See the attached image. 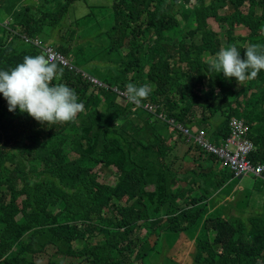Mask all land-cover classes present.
<instances>
[{"label": "trees", "instance_id": "16d2710c", "mask_svg": "<svg viewBox=\"0 0 264 264\" xmlns=\"http://www.w3.org/2000/svg\"><path fill=\"white\" fill-rule=\"evenodd\" d=\"M80 1L0 0L11 20L10 28L0 22V70L38 55L33 41L41 39L73 64H57L62 75L53 83L84 104L74 121L48 125L9 111L0 93V264H145L165 234L182 233L189 242L164 239L167 262L157 264H264V201L251 207L252 187L226 208L220 191L237 179L229 169L201 170L204 152L183 130L198 127L219 142L230 118H243L255 147L249 158L264 165V70L242 85L207 72L206 63L218 47L234 45L244 58L249 44L264 45V0H107L84 13ZM100 9L105 46L84 48L77 30ZM142 34L154 42L147 47ZM84 74L122 90L148 84L144 102L159 104L173 125L126 100L101 109L102 92ZM181 145V158L199 171L183 170ZM211 204L219 207L207 216Z\"/></svg>", "mask_w": 264, "mask_h": 264}, {"label": "clouds", "instance_id": "9594fccd", "mask_svg": "<svg viewBox=\"0 0 264 264\" xmlns=\"http://www.w3.org/2000/svg\"><path fill=\"white\" fill-rule=\"evenodd\" d=\"M2 17L4 18L0 22L9 27L11 24L10 18L3 13ZM15 31L16 30L14 29L11 30V32ZM197 36L192 38H196ZM139 39L142 42L145 41V45L147 47L154 42V38H149L145 36V34H142V38ZM8 41H10V39H8ZM33 45L38 49V55H26L23 57L22 63L17 64L10 70H0V93H2L3 97L7 100L8 110L15 111L18 107L21 113L26 112L29 116L41 124L47 122L48 125H53L74 121L78 113L84 111L83 102H78V96L74 89L64 83H53L54 80L58 81L62 75V69H59L57 64L62 67L73 69L72 61L60 54L53 47H45V44L41 43V39L40 41L37 39L34 40ZM244 49V58H241L240 50L236 46L229 45L227 47H219L218 52H216L214 56L209 57L206 61L208 65L207 72H223L226 79L235 78L237 83L242 85L246 80L255 78L261 70H264V45L252 43ZM49 51L55 52L61 56L66 64L62 63L58 59L50 60ZM185 68L187 67L185 66ZM84 75L87 77L88 82L97 87L101 92L106 91V94L119 97L120 100H127L134 106L135 109L143 108L161 121H165L167 123L169 122L173 125V118L168 116L159 104L144 102V100H147L153 91L152 87L148 84L137 85L130 82L125 85V90H122L117 85H109L106 82H103L97 76H92L90 74ZM103 100H105L104 94ZM164 101V99H161L159 103H163ZM112 102L115 103L114 100ZM232 119L244 120L243 118H230L228 121L229 128V123ZM184 129L185 128H183V130ZM191 130H200V128L193 127ZM201 130L204 131L205 137L209 140V142L217 146L221 145L222 141H211L205 130ZM230 132L231 130L229 133ZM184 136L188 143L192 142L190 140L191 137H188L186 134ZM228 136L229 134L227 137ZM193 142H196L199 145V148L204 152L203 159H198L196 163L197 166L201 167V170H218V163H211L213 168H206L203 165V160H207L206 157L208 155L215 157L217 162H221L223 164V168L230 170V168L225 165L222 158L213 152L207 151L206 148L202 147L197 141L194 140ZM198 169L199 168H197V171H199ZM243 177L234 176L236 179H242ZM218 207L219 205L217 204L215 206H212L211 204V207L207 205V216L210 215V213H213ZM20 216L21 214L17 217V219H19ZM28 233L29 232H25L22 237H27Z\"/></svg>", "mask_w": 264, "mask_h": 264}, {"label": "rangeland", "instance_id": "374dc122", "mask_svg": "<svg viewBox=\"0 0 264 264\" xmlns=\"http://www.w3.org/2000/svg\"><path fill=\"white\" fill-rule=\"evenodd\" d=\"M99 5H104V6H107V0H81L78 5H77V10L79 9L81 12H85L88 10V7L87 6H91V4H98ZM112 14L109 12V16H111ZM106 16V11H104V9H100L99 11L95 12L94 13V16L91 18V23H89L88 25H83L81 28H78L77 30V34L79 35V37H82L81 40L79 42V44L81 46H83L84 48L88 47V46H92V47H99L101 46V44H103L105 46V38H104V34H103V26H102V17ZM0 17H2V14H0ZM7 20V19H6ZM183 26V25H182ZM184 27V26H183ZM212 28L214 29H218V27L216 25H212ZM146 36V35H145ZM78 40V39H77ZM74 42V41H73ZM103 46V47H104ZM218 50H219V47H218ZM94 73H96L98 76H103V73H102V70L101 69H95L93 70ZM220 77H223L222 73H218ZM191 78V75L190 77H187V75L185 76V78L182 80V86L184 85V82L188 79ZM198 83V82H196ZM181 86V88H182ZM238 91V90H237ZM106 91H103L102 93H95L96 95V102L100 101V95H103L104 94V98L105 100H103L104 102L100 103V107L101 109H105V106L107 104H109L110 102H112L113 100L115 101L116 104L120 105V106H124L126 105V101L124 100H120L119 97H116V96H113V95H110V94H106L105 93ZM240 93H242L243 91L240 89L239 90ZM252 94V93H251ZM132 109H135L134 106L132 105ZM184 145H181L180 147V151L178 153L179 155V162L183 164V167L184 168L183 170L186 171L188 169H190V167L192 166H195L196 162L193 164V159L191 160L190 157H188L186 159V163L184 162V160L181 158V155H182V152L184 150ZM63 151H66V149H63ZM201 161V160H200ZM203 165L206 167V168H209V166H213L211 164V162H206L205 164L203 163ZM195 168L197 169V166H195ZM217 168L218 169H222L223 168V164L221 162H218L217 164ZM199 170V169H198ZM205 172L206 169H203ZM182 171V169H181ZM98 172V171H97ZM113 173H114V177H115V169H113ZM98 174L102 177V174L100 172H98ZM108 173H105L103 171V178H107V175ZM249 177L246 176V179H251L253 178L251 175H248ZM101 177H100V180H101ZM116 177L114 178V181H115ZM239 179L233 181V183L230 185L229 188H233L236 184V182L240 183V181H238ZM254 180V178L252 179ZM232 182V180H231ZM251 183L248 182V181H244L242 184H241V188H244V190H249L250 187H251ZM254 186H257L259 187L261 190L259 191V195H255L252 197V200H251V195L249 196V201L251 200V207L257 211V208L258 209H261L263 206H262V199L264 196H261L262 193L264 194V183H260L258 181L255 182ZM239 197V195H236L232 200H231V203L233 204L236 199ZM226 213H229V210H226ZM235 213V212H234ZM264 216V207L262 208V212H261ZM164 217V216H162ZM2 228V225L0 224V229ZM163 233L160 234V239L164 238V239H167L168 237H172V238H178V239H182L184 240V242H189V239L191 237V234H188V233H182V234H171L169 236V234H165L164 237ZM212 237V235H211ZM164 239L163 241H159L158 242V245L155 249L154 252H152V254H149L150 257L145 259L144 262L145 264H151L152 262H154L155 264L161 262V261H164L165 263L167 262L166 260V249H164ZM23 240V238L21 239ZM191 242V241H190ZM20 246V245H19ZM19 246L18 245H15L11 250H10V253L9 255H15L18 253V249H19ZM159 261V262H157Z\"/></svg>", "mask_w": 264, "mask_h": 264}, {"label": "built area", "instance_id": "2783aa9c", "mask_svg": "<svg viewBox=\"0 0 264 264\" xmlns=\"http://www.w3.org/2000/svg\"><path fill=\"white\" fill-rule=\"evenodd\" d=\"M49 58L50 60L58 59L66 64L62 57L55 52L49 51ZM229 124L231 132L219 146L209 142L201 129L189 130L185 128L184 133L188 137H192L202 147H205L207 151L213 152L222 158L235 177L253 174L256 177L264 178V165L254 164L249 159V154L254 151L255 147L253 142L246 136L248 127L245 121L232 119Z\"/></svg>", "mask_w": 264, "mask_h": 264}, {"label": "crops", "instance_id": "0c3cea01", "mask_svg": "<svg viewBox=\"0 0 264 264\" xmlns=\"http://www.w3.org/2000/svg\"><path fill=\"white\" fill-rule=\"evenodd\" d=\"M207 162V160H203V163L205 164ZM209 167H212L213 168V166H209ZM247 177H249V176H247ZM233 181H235V180H233ZM233 181L229 184V186H225L221 191H220V200H221V202H223V204L225 205V207L227 206V204H225L227 201H229L230 203H231V200L236 196V195H243V196H245V195H247V193L246 192H248L252 187H253V189L251 190V195H259V187H257V186H254V184H255V179L254 180H252V178L251 179H246V177H243L242 179H239L238 181H240V183H236L237 184V186H236V184H235V186L233 187V188H229L230 187V185L233 183ZM244 181H248V182H250L251 183V187H250V189L249 190H244V188H241V184L244 182ZM241 188L240 189V191L238 190V188ZM237 192H239V194H237ZM261 196H264V194L262 193V195ZM239 198V197H238ZM236 199V201L232 204V206H235L236 207V203H237V201L239 200V199ZM263 201H264V197H263V199H262V206H263ZM227 208V207H226ZM224 209V212L226 213V210H228V209ZM231 211L232 212H234V210H230L229 211V213H231ZM229 213H226L227 215L229 214Z\"/></svg>", "mask_w": 264, "mask_h": 264}]
</instances>
